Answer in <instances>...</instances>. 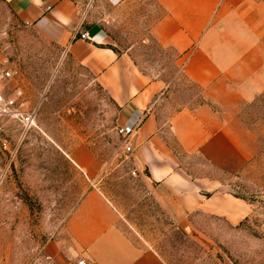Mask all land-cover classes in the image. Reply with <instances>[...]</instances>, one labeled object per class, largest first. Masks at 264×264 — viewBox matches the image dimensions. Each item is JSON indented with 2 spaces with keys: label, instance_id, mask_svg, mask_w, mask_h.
Listing matches in <instances>:
<instances>
[{
  "label": "rangeland",
  "instance_id": "374dc122",
  "mask_svg": "<svg viewBox=\"0 0 264 264\" xmlns=\"http://www.w3.org/2000/svg\"><path fill=\"white\" fill-rule=\"evenodd\" d=\"M100 7L114 48L162 79L172 105L203 102L179 57L150 36L146 2ZM0 56L14 71L11 86L22 90L21 107L37 114L31 130L5 118L0 132V264H78L79 257L71 263L50 254L90 189L102 191L126 231L168 264H264V91L240 109L257 156L234 175L213 173L204 205L176 209L124 150L122 108L98 70L22 20L11 0H0Z\"/></svg>",
  "mask_w": 264,
  "mask_h": 264
},
{
  "label": "crops",
  "instance_id": "0c3cea01",
  "mask_svg": "<svg viewBox=\"0 0 264 264\" xmlns=\"http://www.w3.org/2000/svg\"><path fill=\"white\" fill-rule=\"evenodd\" d=\"M22 20L63 45L80 63L94 67L121 106L122 125L136 169L161 198L185 210L204 205L213 173L234 175L259 152L240 117L245 100L264 91V0H11ZM146 2L149 34L179 57L186 80L203 102L174 106L164 81L140 72L118 52L105 30L100 3ZM86 32L88 38H81ZM50 254L56 261L87 264H168L137 241L112 201L86 191Z\"/></svg>",
  "mask_w": 264,
  "mask_h": 264
},
{
  "label": "built area",
  "instance_id": "2783aa9c",
  "mask_svg": "<svg viewBox=\"0 0 264 264\" xmlns=\"http://www.w3.org/2000/svg\"><path fill=\"white\" fill-rule=\"evenodd\" d=\"M80 37L88 38L86 32L81 33ZM15 74L12 68L8 65V60L0 56V132L2 131L3 120L5 118H13L17 120L23 128L31 130L37 126V114L35 110L27 111L21 107L19 99L22 96V90L18 86H11V81ZM133 132L131 125H124L118 128V133L127 137ZM124 150L132 152V146L125 142ZM78 264H87L85 259H80Z\"/></svg>",
  "mask_w": 264,
  "mask_h": 264
}]
</instances>
